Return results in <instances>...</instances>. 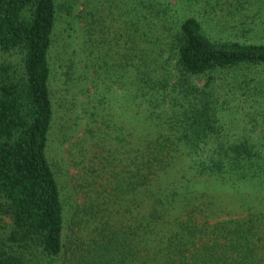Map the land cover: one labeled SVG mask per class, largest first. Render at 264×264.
I'll list each match as a JSON object with an SVG mask.
<instances>
[{"label": "trees", "instance_id": "1", "mask_svg": "<svg viewBox=\"0 0 264 264\" xmlns=\"http://www.w3.org/2000/svg\"><path fill=\"white\" fill-rule=\"evenodd\" d=\"M99 2L108 19L85 11L82 58L116 69L123 101L114 151L67 218L47 158L57 3L0 0V53L19 55L0 65V264H264V213L245 197L264 186V144L228 125L247 102L264 122V44L231 37L264 0ZM70 35L58 63L73 84ZM208 189L245 211L222 214Z\"/></svg>", "mask_w": 264, "mask_h": 264}, {"label": "rangeland", "instance_id": "2", "mask_svg": "<svg viewBox=\"0 0 264 264\" xmlns=\"http://www.w3.org/2000/svg\"><path fill=\"white\" fill-rule=\"evenodd\" d=\"M56 3L57 18L50 54L52 67L50 89L54 103V122L49 136L47 158L56 176L68 218L72 205L82 204L92 192V187L88 185L99 173L98 169H103L105 151L109 149L114 151L115 134L113 128H110L109 119L110 114L114 120L117 119L115 106L123 101L124 89L121 87L122 79L116 69L114 76L109 80L105 74H101V70L97 71L96 65L86 64L82 58L84 29L91 20L85 11L99 9L100 14L108 19L107 9L102 10V3L99 0H56ZM80 11L83 12L82 17L78 14ZM254 18L259 20L255 21L256 26L250 27L246 32L236 29L231 37L242 42L264 44V9L258 11ZM69 32L71 35L67 39L68 55L75 53L79 59L76 62L78 67L85 66L84 76L74 73L73 84L65 82L58 63V54ZM75 49L78 50L74 52ZM18 56L16 53H0V65L7 62L16 63ZM113 61L112 57L109 62ZM125 105L128 108L127 102ZM249 105L247 102L246 109L242 111L231 109L232 113L228 117L231 138L243 134L259 145L264 144V122L261 121L259 112L256 113ZM91 113L94 114L93 117L90 116ZM207 194L208 200H218L217 206L220 207L222 214L227 212L236 216L245 211L243 209L245 206L237 196L232 194L219 196L213 189H208ZM254 194H258V198L251 200ZM257 194L247 189L245 197L249 199L248 204H254L256 210L264 213V186Z\"/></svg>", "mask_w": 264, "mask_h": 264}]
</instances>
